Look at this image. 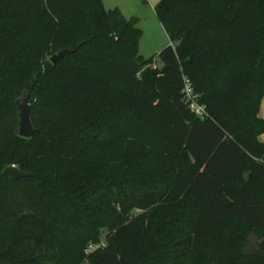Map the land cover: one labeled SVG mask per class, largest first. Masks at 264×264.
Here are the masks:
<instances>
[{
	"label": "trees",
	"instance_id": "16d2710c",
	"mask_svg": "<svg viewBox=\"0 0 264 264\" xmlns=\"http://www.w3.org/2000/svg\"><path fill=\"white\" fill-rule=\"evenodd\" d=\"M155 11L145 59L103 0H0V264H264V0Z\"/></svg>",
	"mask_w": 264,
	"mask_h": 264
},
{
	"label": "rangeland",
	"instance_id": "374dc122",
	"mask_svg": "<svg viewBox=\"0 0 264 264\" xmlns=\"http://www.w3.org/2000/svg\"><path fill=\"white\" fill-rule=\"evenodd\" d=\"M107 9L120 8L130 18L137 16L138 27L142 30L139 42V54L149 58L170 44V39L160 22L155 6L159 0H103ZM260 116L264 118V99L261 103ZM260 139L264 141V133ZM253 243V242H252Z\"/></svg>",
	"mask_w": 264,
	"mask_h": 264
},
{
	"label": "water",
	"instance_id": "95a60500",
	"mask_svg": "<svg viewBox=\"0 0 264 264\" xmlns=\"http://www.w3.org/2000/svg\"><path fill=\"white\" fill-rule=\"evenodd\" d=\"M71 48H65L57 53L53 54L51 57L52 62H56L61 59L66 53L71 52ZM29 92H23L19 98L16 100V105L19 109V134L23 137L30 138L41 132L39 128L33 126L30 117V103H29ZM3 175L11 180H15L19 177H25L28 175L27 172L21 170L16 165L8 166L4 169Z\"/></svg>",
	"mask_w": 264,
	"mask_h": 264
},
{
	"label": "built area",
	"instance_id": "2783aa9c",
	"mask_svg": "<svg viewBox=\"0 0 264 264\" xmlns=\"http://www.w3.org/2000/svg\"><path fill=\"white\" fill-rule=\"evenodd\" d=\"M186 85L184 89V94H185V100L189 103L190 108L192 111H194L198 116L204 117L206 112H205V107L204 105L200 104L197 101V95L194 93L193 88L189 80H186ZM94 246H90V249H93Z\"/></svg>",
	"mask_w": 264,
	"mask_h": 264
}]
</instances>
